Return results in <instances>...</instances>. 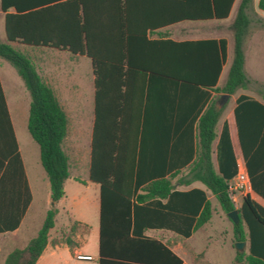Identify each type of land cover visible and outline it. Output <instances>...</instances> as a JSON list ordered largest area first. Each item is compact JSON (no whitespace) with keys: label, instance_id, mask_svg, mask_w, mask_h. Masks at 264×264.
I'll list each match as a JSON object with an SVG mask.
<instances>
[{"label":"trees","instance_id":"obj_1","mask_svg":"<svg viewBox=\"0 0 264 264\" xmlns=\"http://www.w3.org/2000/svg\"><path fill=\"white\" fill-rule=\"evenodd\" d=\"M47 1L23 5L19 0H1V10L6 13V34L10 42L22 39L51 44L73 53L87 54L93 60L96 119L90 179L100 185L98 264H186L169 244L148 236L146 232L151 229L169 230L182 237H190L213 216V203L208 192L214 195L227 214L236 209L228 183L237 173V161L226 129L217 146L218 169L212 160L216 125L221 111L211 102L199 117L197 152L193 160H165L163 128L141 127V112L127 111L125 107L131 102L134 92L141 91L143 94L145 91L144 83L135 90L131 81L133 69L140 67L143 71L147 66L131 63L129 49L125 50L124 58L128 61L125 69L114 63V54L103 56L97 51L89 31L85 0ZM71 2L77 5L74 16L68 14ZM51 3L59 4L58 10L62 13L54 18L40 17L39 21L58 23V36L44 33L40 38H35V35L31 37L29 25L37 21V11H44L46 5ZM233 3L234 0H214L213 17L227 18ZM12 8L15 12H9ZM251 8L252 0H241L236 18L230 26L235 35V53L225 85L215 87L225 60L226 41L223 39L220 40V57L208 47L214 41L202 42L204 45L199 46L203 47H197L203 49L190 47V57L201 56L202 50L207 62L198 71L193 66L185 82L214 87L215 91L228 94L247 88L249 80L244 71L243 43L252 21L249 14ZM260 8L264 9V0L260 1ZM256 21L264 27L263 18L257 17ZM0 58L15 67L30 92L28 130L39 146L40 161L50 183L52 204L36 236L24 248L9 253L4 264H36L49 243L54 246L67 245L72 251L79 247L75 238L77 230L79 227L89 229V226L75 220L67 226L66 232L62 231L59 236L50 239V232L58 221L59 209L55 204L64 197L65 182L70 175L69 156L63 149L68 118L54 89L41 77L30 56L0 39ZM160 72L163 70L154 73ZM105 74H113V78L108 80ZM212 76L214 79L209 84L208 78ZM236 119L252 190L264 198V103L241 96ZM0 122L6 123L10 130L11 120L1 85ZM11 136L12 161L21 164L12 131ZM8 155L9 152L6 157ZM175 179L181 185L200 181L206 189L179 190ZM31 200L29 191V203ZM238 212L239 221L234 223L235 238L249 243V253L238 252L236 260H246L247 264H264V206L248 194L243 197Z\"/></svg>","mask_w":264,"mask_h":264},{"label":"crops","instance_id":"obj_2","mask_svg":"<svg viewBox=\"0 0 264 264\" xmlns=\"http://www.w3.org/2000/svg\"><path fill=\"white\" fill-rule=\"evenodd\" d=\"M19 1L25 5L43 0ZM49 1L55 0L47 2ZM85 1L89 17V31L93 35L97 51L103 56L114 54V63L125 69L128 65V61L124 58L125 50L129 49L131 63L135 66H147L143 71L139 69L140 67L133 69L131 81L135 90L137 86L141 87L144 83L145 91L143 94L141 91L140 93L134 92L131 102L125 107L127 111L141 112V127L163 128L164 159L171 161L172 159L193 160L195 158L198 143L196 137L198 119L206 107L213 102L221 111L216 125L217 137L212 149L214 166L218 169L217 146L224 129L228 131L236 161L242 158L246 162L240 143L236 108L241 96L264 103V27L256 21L257 17L264 19V9L260 8L261 0H252V8L249 11L252 21L243 43L244 71L249 84L247 88L239 89L233 94L217 92L214 87L197 86L185 81L189 71L193 70V66L198 71L200 66H204L207 62L203 58L202 50H200L201 56L190 57V47L203 49L197 47H203L199 46L204 45L201 44L202 42L214 41V44H208L210 45L208 47L213 53L216 51L220 57V40L223 39L226 41V54L215 87L225 85L235 53V35L230 26L236 18L241 0H234L229 16L223 19L213 17L214 0ZM36 5L38 6L39 3ZM58 5L51 3V5H46L44 11H37V21L29 25L32 30L29 31L31 37L35 35V38H40L44 33L53 37L58 34V23L39 21L40 17L59 16L62 12L58 10ZM69 5L71 10L68 14L76 15L77 5L74 2ZM9 12H15L14 8ZM0 39L31 57L37 71L54 89L66 112L68 127L63 149L69 156L70 175L65 182L64 197L55 204L59 209V214L61 211L69 213L66 208H60L59 205L67 197V182L72 177L79 183L85 182L87 185L96 184L98 186L100 222V185L90 179L96 119V76L92 58L87 54L73 53L69 49L51 44L26 42L22 39L10 42L6 34V13L1 10V0ZM11 67L10 62L0 58V85L11 120L10 130L6 123L0 122V264L5 263L9 253L15 249L24 248L36 236L27 237L34 226L38 210L36 194L43 187L48 188V177L46 173L44 174L45 171L39 168V146L31 134L30 138L23 130V126L28 130L30 103L29 105L23 103L21 97L27 96L28 89L20 75L16 76ZM156 70H163V72L157 75L154 73ZM119 71H121L120 68ZM118 73L121 74V72ZM105 78L111 80L113 74H105ZM213 79V76L208 78V83L212 84ZM11 131L15 135L21 164L12 161L14 155ZM7 152H9L8 157H6ZM71 161L74 162L76 170L74 174L71 172ZM8 165L10 166L7 167ZM82 170L88 172L89 178L80 174ZM79 176L80 178H77ZM175 181L176 188L179 190L206 189L200 181H194L190 185H181L176 179ZM29 191L32 194L30 203ZM249 195L264 206L263 197L253 190ZM208 196L212 203L213 198L216 200L210 192ZM51 205L50 198V207ZM12 225L15 227H6ZM212 225L213 216L188 238L169 230L151 229L146 234L169 244L184 262L189 264L183 256L194 257L201 253L205 255L207 246L197 250L186 239L202 231L205 233L206 241L211 242L213 235H218L214 232ZM53 230L55 231V228ZM227 232V230H220L219 233L226 234ZM246 244L249 246V243L246 242ZM82 248L83 245L72 251L67 245L54 246L49 243L36 264H98L99 251L97 257L94 258L82 251ZM75 253L92 256V260H80L76 258ZM68 255L74 259L68 258ZM235 256L237 255L234 254L232 264ZM204 264L211 263L204 260Z\"/></svg>","mask_w":264,"mask_h":264},{"label":"rangeland","instance_id":"obj_3","mask_svg":"<svg viewBox=\"0 0 264 264\" xmlns=\"http://www.w3.org/2000/svg\"><path fill=\"white\" fill-rule=\"evenodd\" d=\"M14 74L18 76L15 67H11ZM22 81V79H21ZM23 82V81H22ZM23 95V94H22ZM21 100L23 103H31V95L27 91V96H22ZM29 107V106H28ZM29 113V108H28ZM23 130L30 137L29 131L23 126ZM31 138V137H30ZM34 142V141H33ZM37 146L36 143H34ZM38 148V146H37ZM39 168L43 170V167L39 160ZM74 162L71 161V172H75ZM83 177L88 176L86 170L80 171ZM45 174V172H44ZM46 176V175H45ZM77 178H80L77 177ZM48 188H44L36 194V204L38 205L37 214L34 221V226L29 231V238L36 235L38 229L42 226L43 221L46 216L47 209L50 207V189L49 181L47 179ZM232 197H235L237 206L240 207L243 197L239 192H232ZM213 225L212 228L215 229V233L218 235H213L211 242L206 241L205 233L202 231L197 232L193 237L186 239L187 242L191 243L195 249L199 250L207 246L205 255L203 253L198 256L191 257L190 255L183 256L184 259L189 264H204V260L209 261L211 264H232L234 254L237 255L239 250L235 247L236 240L234 234V222L228 216L226 212L222 210L217 201L213 198ZM60 208H66L69 211H61L57 217V224L55 231L51 230L50 238H55L60 235L63 231L66 232L67 226L72 224L75 220H81L89 225V229H84L79 227L75 235L76 240L79 243V247L83 245L81 249L85 253H89L94 258L97 257L99 251V189L96 184L87 185L85 182H77L71 177L67 182V197L59 205ZM75 219V220H74ZM220 230H227L226 234H220ZM248 243V242H247ZM248 244L240 252L249 253ZM188 249V246H186ZM76 249V248H75ZM74 249V250H75ZM80 253H75L74 255L78 258ZM70 259H74L71 255L67 256ZM75 258V259H76ZM195 263H194V262ZM92 264V263H90ZM233 264H247L246 260L240 262L236 260V256Z\"/></svg>","mask_w":264,"mask_h":264},{"label":"built area","instance_id":"obj_4","mask_svg":"<svg viewBox=\"0 0 264 264\" xmlns=\"http://www.w3.org/2000/svg\"><path fill=\"white\" fill-rule=\"evenodd\" d=\"M229 192L231 195V199L235 205L236 208H239L237 206L236 198L232 197V192L236 191L239 192V194L244 197L252 191V183L250 174L248 171L247 164L244 159L239 158L237 160V173L236 175L229 181L228 183ZM78 259L80 260H92V256L89 255H78Z\"/></svg>","mask_w":264,"mask_h":264},{"label":"water","instance_id":"obj_5","mask_svg":"<svg viewBox=\"0 0 264 264\" xmlns=\"http://www.w3.org/2000/svg\"><path fill=\"white\" fill-rule=\"evenodd\" d=\"M238 213H239L238 209H235V210L228 213V216L233 220L234 223H238V221H239ZM245 246H246V242H244V241H239V242H236V244H235V247L239 251H242Z\"/></svg>","mask_w":264,"mask_h":264}]
</instances>
